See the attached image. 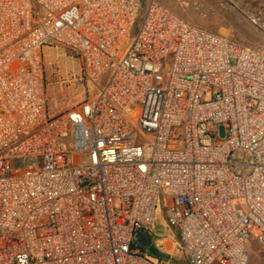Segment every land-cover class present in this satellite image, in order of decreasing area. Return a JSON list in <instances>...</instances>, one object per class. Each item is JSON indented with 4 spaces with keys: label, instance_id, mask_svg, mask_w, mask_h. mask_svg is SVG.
I'll return each mask as SVG.
<instances>
[{
    "label": "built area",
    "instance_id": "obj_1",
    "mask_svg": "<svg viewBox=\"0 0 264 264\" xmlns=\"http://www.w3.org/2000/svg\"><path fill=\"white\" fill-rule=\"evenodd\" d=\"M49 46L107 75L53 117ZM159 202L187 264L264 246V52L154 0H0V264H170Z\"/></svg>",
    "mask_w": 264,
    "mask_h": 264
},
{
    "label": "rangeland",
    "instance_id": "obj_2",
    "mask_svg": "<svg viewBox=\"0 0 264 264\" xmlns=\"http://www.w3.org/2000/svg\"><path fill=\"white\" fill-rule=\"evenodd\" d=\"M140 1L145 4L149 0ZM154 1L192 27L232 38L245 46L264 52V0ZM43 54L50 117L79 106L89 96L95 95L107 78V75L103 76L96 85L82 81L71 82L69 79L77 77L80 73L79 59L61 46H49L44 49ZM216 134L218 139H223L224 128L218 127ZM148 237L152 244H168L166 253L170 264H187L176 245V233L165 220L160 202L154 212ZM263 263L264 246L252 243L248 264Z\"/></svg>",
    "mask_w": 264,
    "mask_h": 264
},
{
    "label": "trees",
    "instance_id": "obj_3",
    "mask_svg": "<svg viewBox=\"0 0 264 264\" xmlns=\"http://www.w3.org/2000/svg\"><path fill=\"white\" fill-rule=\"evenodd\" d=\"M139 240L145 245H147V243L149 242L144 237H141ZM149 255L152 256L153 258H157L159 261L169 260V256L166 252L154 249L153 247H149Z\"/></svg>",
    "mask_w": 264,
    "mask_h": 264
},
{
    "label": "crops",
    "instance_id": "obj_4",
    "mask_svg": "<svg viewBox=\"0 0 264 264\" xmlns=\"http://www.w3.org/2000/svg\"><path fill=\"white\" fill-rule=\"evenodd\" d=\"M169 244H171V243H169Z\"/></svg>",
    "mask_w": 264,
    "mask_h": 264
}]
</instances>
